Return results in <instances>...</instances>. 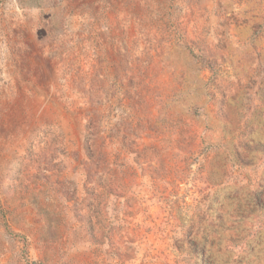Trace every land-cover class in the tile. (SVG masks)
<instances>
[{"label":"rangeland","instance_id":"obj_1","mask_svg":"<svg viewBox=\"0 0 264 264\" xmlns=\"http://www.w3.org/2000/svg\"><path fill=\"white\" fill-rule=\"evenodd\" d=\"M0 264H264V0H0Z\"/></svg>","mask_w":264,"mask_h":264}]
</instances>
